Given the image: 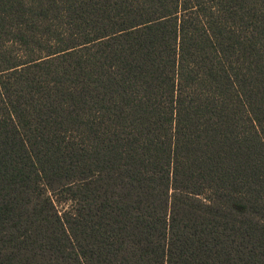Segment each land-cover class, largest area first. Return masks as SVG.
Instances as JSON below:
<instances>
[{
	"label": "trees",
	"instance_id": "16d2710c",
	"mask_svg": "<svg viewBox=\"0 0 264 264\" xmlns=\"http://www.w3.org/2000/svg\"><path fill=\"white\" fill-rule=\"evenodd\" d=\"M0 264H264V0H0Z\"/></svg>",
	"mask_w": 264,
	"mask_h": 264
}]
</instances>
